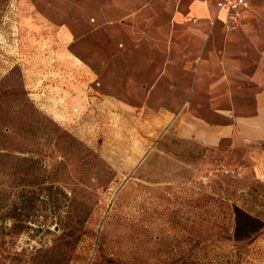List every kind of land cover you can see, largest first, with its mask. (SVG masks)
Returning <instances> with one entry per match:
<instances>
[{"label":"rangeland","instance_id":"rangeland-1","mask_svg":"<svg viewBox=\"0 0 264 264\" xmlns=\"http://www.w3.org/2000/svg\"><path fill=\"white\" fill-rule=\"evenodd\" d=\"M133 5L0 0V264H264V140L245 123L264 78L248 59L238 77L186 68L212 38L220 58L264 43V0L162 28L142 22L153 0ZM238 210L261 221L245 239Z\"/></svg>","mask_w":264,"mask_h":264},{"label":"crops","instance_id":"crops-1","mask_svg":"<svg viewBox=\"0 0 264 264\" xmlns=\"http://www.w3.org/2000/svg\"><path fill=\"white\" fill-rule=\"evenodd\" d=\"M161 0H153V18H145L142 22L145 24L146 22L150 23V26L153 28H162L160 23L158 22L159 19H167L165 22V25H172L174 27H177L179 25H191L193 24V21H199L203 23H208L209 20H225V10H219L216 4L217 0H171L168 5L165 6V9L161 8ZM248 1V0H247ZM129 6L131 8H134L135 0H128ZM133 5V6H132ZM146 5L143 4V6L139 9L141 12H143V15L146 17L148 13L145 11L147 10ZM151 6V5H150ZM246 11V8L242 9L241 12L243 13ZM147 20V21H146ZM217 22V21H216ZM211 41V44L209 45V42ZM205 40V39H191L188 40L186 45L191 47H203L211 46L210 49L207 51V64L202 65L203 58L201 59V63L198 66V68H195V61L197 54L195 53L196 50L192 49V55L187 53L186 56H188L187 65L186 68L191 71L199 73L204 68L205 77H214V73L216 71H220V67H217L210 63H215L216 61L223 62L221 65L222 71H230L233 72L234 76H244L242 73L244 70L243 61H246L247 59L253 62H256L254 67V74L253 76L258 79L264 78V66L260 65V63H264V54H261L263 51V48L260 49V47H264V43H262V40L260 39H250L246 41L245 39H233L231 41L224 42L223 47L226 45V48L222 49V58H220V50L217 49L218 45L220 44V39L218 38H212V40ZM228 47V48H227ZM205 51V50H204ZM264 53V52H263ZM228 56V64H226V59ZM218 84V83H216ZM241 88L236 92V97L234 100L238 101L240 104L245 103V95L247 92H249L250 89H248V85L241 84ZM252 94L254 96L252 97V100L254 101L256 107L260 109L264 114V82H262L261 86L258 87V89L252 91ZM247 125L249 126V131L251 134H253L257 139L264 140V117L262 118H255L250 119L248 121H245ZM209 131H221V132H228L233 133V130L228 124H221L220 126L212 125V128L209 126ZM245 139L251 140L249 136H244Z\"/></svg>","mask_w":264,"mask_h":264},{"label":"trees","instance_id":"trees-1","mask_svg":"<svg viewBox=\"0 0 264 264\" xmlns=\"http://www.w3.org/2000/svg\"><path fill=\"white\" fill-rule=\"evenodd\" d=\"M260 224L261 221L258 218L243 210H238L236 215V238L245 239L249 237V233L257 230Z\"/></svg>","mask_w":264,"mask_h":264},{"label":"built area","instance_id":"built-area-1","mask_svg":"<svg viewBox=\"0 0 264 264\" xmlns=\"http://www.w3.org/2000/svg\"><path fill=\"white\" fill-rule=\"evenodd\" d=\"M216 4L219 10H225L227 22H238L241 10L248 7L247 0H217Z\"/></svg>","mask_w":264,"mask_h":264}]
</instances>
